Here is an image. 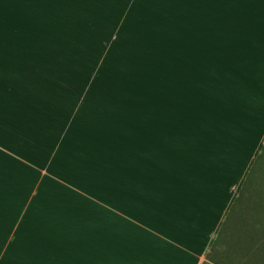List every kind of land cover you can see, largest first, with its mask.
<instances>
[{
  "label": "crops",
  "instance_id": "obj_1",
  "mask_svg": "<svg viewBox=\"0 0 264 264\" xmlns=\"http://www.w3.org/2000/svg\"><path fill=\"white\" fill-rule=\"evenodd\" d=\"M14 1L0 0V264H202L264 143V0ZM45 22L70 28V54ZM102 45V84L71 87L60 72ZM32 206L53 233L26 257Z\"/></svg>",
  "mask_w": 264,
  "mask_h": 264
},
{
  "label": "rangeland",
  "instance_id": "obj_2",
  "mask_svg": "<svg viewBox=\"0 0 264 264\" xmlns=\"http://www.w3.org/2000/svg\"><path fill=\"white\" fill-rule=\"evenodd\" d=\"M69 1H70V4L71 5L73 4L74 6L76 5V2L84 3L85 0H41L42 5L46 6L49 9L60 7L66 3H69ZM18 3L19 2L17 0L12 2V4H18ZM29 16L30 18L34 17L33 15H29ZM49 19H47V21H49ZM35 21H39V20H35ZM57 24L63 25L62 23H59V22ZM57 24L53 25L50 23L49 25L47 22H45L46 28H44L43 30V37L58 39L60 43L58 45L59 52L61 54H70V28L62 29ZM145 33L147 36H150L151 34H154V35L158 34L157 31H145ZM92 45H94V40H92ZM89 48L95 49L96 47L89 46ZM107 48H108L107 46L102 45V48H97V51L94 55L92 54L91 56L88 55L92 59L91 61L87 62L88 64L87 70H84L83 68L75 67V65L72 64V67L70 68V73L64 74L63 72H60V75L62 74L65 80H69L71 87H80V86H89V85L100 86V84H102V81L100 78L96 80L97 74H99L101 71L100 77L102 78V74L103 73L105 74L109 70V69L107 70V66H105V64L104 66H100L102 59L106 58L105 56L107 53ZM109 61H111V59ZM205 69L206 68H203V70ZM122 72H125V70H123ZM126 72H128L126 73L128 75L125 74L123 76L122 82H127V81L130 82V78L132 77V74H131L132 72L128 70H126ZM105 83H106V80H105ZM257 176H258V179H255L254 183L251 182L247 186L248 187L247 191L248 193H250V199L248 200L247 203L246 202L243 203V212L241 214L234 215L232 222L234 221V223L236 224L232 226L231 231L227 234L228 239L231 237V234H234L235 232L238 231V229L241 228L238 226L239 223L242 226L243 223L247 224L249 222L247 226V231L254 232L253 228L251 227V224L257 221L258 218H259V221L262 220L261 214H259V211L260 209H264V206H263L264 205L263 203L264 202V167L261 169V172H259ZM43 208H45V206H38V207L32 206V208H30V211L27 215L28 218L24 220V225L21 226L22 229L21 230L18 229L16 232V247L23 248V253L26 257L30 256V253H31L29 250V245L31 246L32 252L46 253L50 249L49 240H52V235H51V233H53L52 228L50 227V225L44 226L40 222H36L37 219L39 221L42 219V217H40L38 213L41 212ZM21 233H23V238L20 237L17 240V237H19ZM247 233L248 235H252L251 232H247ZM235 238L237 239V237ZM223 241L225 240H222V242ZM235 241L236 240L232 241L231 243L229 241V244H226V242H223V243L221 241L219 242V244L217 245V248L219 249V256L221 259L219 260L225 262L226 264H245V263L249 264L251 263V260H253V258H250V257L252 253L255 254V252L248 249V246H247L248 244H243L244 249H247L249 253H248V257H244L243 260H241L243 255L239 254L240 252H238L235 249L238 246V241L237 242ZM22 242L23 244H21ZM35 243H40L38 244V247H37L38 250L33 245ZM249 245H251V243ZM44 261L45 259H43L41 255L37 256V264H43ZM260 261H261V257L259 256L258 263L264 264L263 261L261 262Z\"/></svg>",
  "mask_w": 264,
  "mask_h": 264
},
{
  "label": "trees",
  "instance_id": "obj_3",
  "mask_svg": "<svg viewBox=\"0 0 264 264\" xmlns=\"http://www.w3.org/2000/svg\"><path fill=\"white\" fill-rule=\"evenodd\" d=\"M264 167V143L262 144L261 150L256 155L254 162L242 184V186L239 189V192L237 196L235 197L220 229L217 234L216 239L213 242L212 247L210 248V251L206 255V261H204L202 264H226L223 261H220L219 256V249L217 248V245L222 240H225L223 242H226V244H229L234 240L235 242L238 241V246L235 248L239 254H242V259L244 257H248L249 251L247 249H244L243 244H248V249L255 252L252 253L250 258H253L251 260L252 264H259L258 258L261 257V261L264 262V209H260L259 214H261V221H259V218L257 221L251 224V227L253 228V231H247L248 223H243L242 226L239 223L238 226L241 227L238 229L237 232L234 234H231V237L228 239V233L231 231L232 226L235 225L234 221L232 222L234 215L241 214L243 212V203H247L250 199V193H248V184L251 182L254 183L255 179H258V173L261 172V169ZM263 202V201H262ZM264 203V202H263ZM263 205V204H262ZM264 206V205H263ZM258 216V215H257ZM259 222V223H258ZM238 227V228H239ZM247 232H253L252 235H248ZM237 237V239L235 238ZM263 237V238H262ZM222 242V243H223ZM251 243V245H249ZM225 244V243H224ZM246 248V247H245ZM243 252V253H241ZM238 256V254H237ZM220 259V260H219ZM239 259V260H240ZM260 261V262H261ZM249 263V264H251ZM246 264V263H245ZM263 264V263H262Z\"/></svg>",
  "mask_w": 264,
  "mask_h": 264
}]
</instances>
